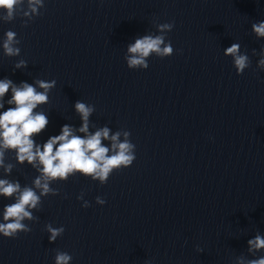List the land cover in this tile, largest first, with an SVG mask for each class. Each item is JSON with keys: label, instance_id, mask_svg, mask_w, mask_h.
Masks as SVG:
<instances>
[{"label": "clouds", "instance_id": "9594fccd", "mask_svg": "<svg viewBox=\"0 0 264 264\" xmlns=\"http://www.w3.org/2000/svg\"><path fill=\"white\" fill-rule=\"evenodd\" d=\"M26 3L27 7H24L25 0H0V19L11 22L18 14L27 17L28 20L40 15L39 8L43 7V0H26ZM24 25L27 26V20ZM173 27L174 22L160 23L157 25L159 35H145L130 44L128 46L130 55L126 57L127 67L132 70L148 69L149 63L146 58L152 53L161 59L172 56L174 49L171 41L165 43V33L170 32ZM251 27L257 37H264V20L253 23ZM16 35L12 30L5 33L3 48L7 56L20 54V49L15 47L19 43ZM240 48L239 43H232L224 50L225 56L233 58V67L237 75H242L245 69L251 66L248 55L241 54ZM26 66L27 62L20 60L15 68ZM258 69L264 70V52L261 53V59L258 61ZM35 84L43 91H37L36 86L26 81H22L17 86L11 79H0V109L5 107L4 97L11 90V96L6 101L9 107L0 112V168H3L5 173H11L13 165H5V152L11 150L14 152L17 164L26 163L39 173L33 180L34 187L21 188L18 180L0 179V197L14 198L13 203L3 207L0 235L5 238H16L21 232L31 231L24 221L38 220L31 210H40L42 198L59 194L58 189L51 187L54 182H66L70 177L80 175L93 181L98 180L104 185L114 170L119 172L128 168L136 159V145L128 139L131 136L129 131L124 132L123 142L119 141L120 132L109 137L108 127L89 134V117L95 107L81 100H77L74 107L82 121L78 131L85 133V136L74 134L73 126L64 124L58 135L49 136L43 144L37 143L34 137L44 132L50 121L44 112L34 110L49 101L48 94L55 88L56 81L38 79ZM109 138L112 141L111 149L102 144V140ZM110 150L111 155H109ZM37 189L39 192L36 191ZM77 199L81 200L82 194ZM96 203L104 205L106 201L97 197ZM82 206L88 208L90 205L85 202ZM45 229L49 233L50 243H54L65 231L63 226L53 227L51 223L46 224ZM247 243L249 252L264 250L262 235H256ZM197 250L202 251L199 248ZM71 260L72 256L69 253L56 252L55 264H69ZM237 264H264V255L249 260L239 257Z\"/></svg>", "mask_w": 264, "mask_h": 264}]
</instances>
